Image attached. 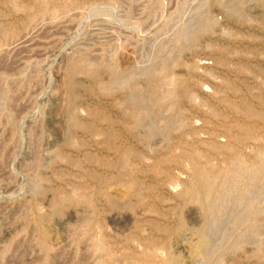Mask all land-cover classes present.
Here are the masks:
<instances>
[{
	"label": "rangeland",
	"instance_id": "obj_1",
	"mask_svg": "<svg viewBox=\"0 0 264 264\" xmlns=\"http://www.w3.org/2000/svg\"><path fill=\"white\" fill-rule=\"evenodd\" d=\"M0 264H264V0H0Z\"/></svg>",
	"mask_w": 264,
	"mask_h": 264
}]
</instances>
